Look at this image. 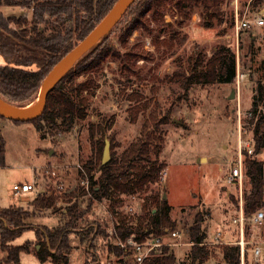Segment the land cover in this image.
I'll return each mask as SVG.
<instances>
[{"label":"rangeland","instance_id":"374dc122","mask_svg":"<svg viewBox=\"0 0 264 264\" xmlns=\"http://www.w3.org/2000/svg\"><path fill=\"white\" fill-rule=\"evenodd\" d=\"M0 9L9 15L23 11L12 6ZM259 12H264V0H218L217 5L211 4L207 9L199 3L190 8L182 7V11L168 4L161 11L159 20H152L146 14L148 19H143L146 27L133 29L123 39L120 38L121 27L109 32L106 38L122 56L133 52L137 57L133 62L123 61L125 70H122L120 60L105 61L87 116L72 131L41 138L31 122L17 123L0 117V136L4 142L0 206L23 205L28 209L27 227L12 243L20 245L25 240H33L34 226L51 227L64 222L60 208L64 210L75 200H85L86 197L77 196L66 203L63 192L64 188L74 185L75 189L80 187L74 164L82 163L90 155V122L110 121L104 126L106 135L112 137L111 158L112 152L121 155L131 141L143 136L155 118L161 120L156 131L162 142L158 157L166 162L158 188L166 194L171 206L170 225L186 230L176 240L177 244L172 245L177 260L190 264L185 259L191 243L187 230L200 211L201 225L207 227L205 242L210 244L208 246L237 243L242 238L245 259H241V264H264V242L258 243L261 249L259 262L254 260L252 252V247L257 244L254 241L264 240V224L255 228L246 220L241 236L238 226L232 222L240 197L243 207V193L249 189L247 176L241 185H229L225 181L230 165L236 159L238 138L253 139L254 119L251 121L249 111L264 62V25L239 30L236 34L234 24L236 18L241 20ZM127 17L130 19L132 15ZM218 45L229 46L235 53L234 82L194 84L183 89L180 80L172 79L175 73L187 72L193 63L190 58L195 60L198 54V57L209 58ZM238 74H244L242 79ZM35 101L36 96L17 105L28 107ZM98 137L100 134L95 135ZM253 155L264 164V147ZM51 171L56 175L52 176ZM95 173L96 177L98 172ZM41 174L52 178L59 176L64 188L59 189L53 180L46 176L44 179ZM37 175L38 188L43 187L46 194L56 197L55 211L52 208L32 210L28 204L37 192L13 193V183L32 182ZM85 201L86 204L91 202ZM99 205L91 202L89 210L77 223L76 231L100 219L99 215L103 213ZM76 231L70 234L72 249L68 264H94L92 256L85 250L87 243L80 240ZM218 231L221 234L219 241L213 242ZM32 242L34 244V240ZM3 254L0 251V257ZM97 257L99 259V255ZM214 263L213 257L203 262ZM20 264L54 263L39 261L34 254V245H31V252L20 253Z\"/></svg>","mask_w":264,"mask_h":264},{"label":"trees","instance_id":"16d2710c","mask_svg":"<svg viewBox=\"0 0 264 264\" xmlns=\"http://www.w3.org/2000/svg\"><path fill=\"white\" fill-rule=\"evenodd\" d=\"M115 1L0 0V7L12 6L23 10L20 14L9 15L0 9V56L3 59L0 62V98L14 104H24L32 100L53 64L93 28ZM199 3L207 9L211 4L217 5L218 0H134L112 30L121 27L123 31L120 38L123 39L133 29L146 27L143 23L146 14L152 20H159L161 11L168 4L182 11V7L190 8ZM130 14L132 17L129 19L127 15ZM106 37L58 81L47 95L43 112L28 121L33 124L41 138L70 132L85 120L91 97L98 85L97 77L102 73L106 60H120L122 70H125L123 61L128 59L133 62V58L137 57L133 52L122 56ZM15 40L38 48L41 57L32 54L22 56L21 46L14 42ZM198 55L195 60L190 58L193 63L187 72H178L172 77L175 81L180 80L183 89L194 84L234 82L235 53L229 46H216L211 56L206 59ZM80 76L82 78H79ZM136 108L139 110L138 106ZM263 111L264 62L250 107L251 121L254 119L253 151H244L249 189L243 193V212L247 217L264 208V164L253 155L264 147ZM107 122L108 120H102L89 123L91 152L81 164L89 176L92 196L97 199L110 197L114 202H123L130 195H135L141 201V213L135 230L141 231L146 227L149 232L163 233L164 227L174 228V225H170L171 206L167 198L163 197L164 192H160L158 188L163 169L166 167V162L158 157L162 142L156 131L161 120L153 118L151 127L143 136L131 141L121 155L116 156L115 151L112 152L110 160L101 165L105 138L112 143V137L106 135L104 125ZM96 134H100V138H95ZM3 153L4 142L0 136V164L3 163ZM95 172H98L96 177ZM82 175L78 170V176ZM83 193V188L79 187L63 192V197L67 203L70 198L81 196ZM55 198L52 194L38 189L37 195L28 205L32 210L52 208L55 211ZM85 200H75L67 204L64 210L60 208L65 217L64 222L51 227L34 226V244H31L32 240H25L20 245L12 243L27 227L25 219L28 209L18 205L0 207V251L4 253L0 257V264H20V253L31 252V245H34V254L39 261L50 260L54 264H68L72 249L70 234L76 231L77 223L82 220L92 202L91 198V202L88 201L87 204ZM111 209L115 211L112 205ZM118 215L121 234L130 233L133 230L129 224L132 216L122 212ZM202 220V213L198 211L187 230L191 243L185 259H188L190 264H203L210 257L215 259L214 264H241L242 255L238 243H216L212 244V247L208 246L210 244L205 242L207 227L201 225ZM93 223L97 224L96 230L92 226ZM76 232L80 240L87 243L85 250L92 256L94 264H99L97 255L103 252L99 243L104 234L99 220L81 226ZM173 246L162 245L152 251L142 264H183L181 260H177ZM243 258L245 259V250Z\"/></svg>","mask_w":264,"mask_h":264},{"label":"built area","instance_id":"2783aa9c","mask_svg":"<svg viewBox=\"0 0 264 264\" xmlns=\"http://www.w3.org/2000/svg\"><path fill=\"white\" fill-rule=\"evenodd\" d=\"M262 25H264V12H259L251 17H244L241 20L236 18L234 30L237 34L239 30H246L252 26L260 27ZM243 76L244 74H240V76L238 74V77H241V79ZM249 113L251 114L250 111ZM250 139L252 141H244L241 137L238 138L236 159L231 163L230 169L228 170L225 178V181L229 185H241L243 179L246 177L244 151H247V153H251L253 151V139ZM74 166H76L77 171L80 170L83 173L82 176H79V186L84 190V193L81 196L86 197V199L91 198L92 203H99V206L102 208L101 210L103 214H100V219H98L102 229L104 230V234L102 235V238H100L99 243L103 249V252L98 254L99 264H142L145 258L152 251H155L162 245L169 246L177 244L176 240L185 233L186 230L179 227H164L163 233H155L153 231L149 232L146 227L141 229V231L135 230V226L138 223V216L141 213V201L135 195H130L123 202L117 203L110 197L101 199L93 197L90 188L91 185L89 176L85 173L82 164L77 161ZM163 173L164 172H162V178L164 177ZM50 174L54 176L56 175V172L51 171ZM53 180L59 189L64 188V184L60 180L59 176L53 178ZM75 187L76 186L74 185L70 188L64 189L65 191H69L73 188L75 189ZM38 189L36 179L32 182H16L12 185V191L14 194H24L28 192L36 193ZM111 205L114 207V212L111 209ZM120 212L127 214L128 216H132L129 224L132 225L133 230L124 235L121 234V230L119 228L120 221L118 214ZM247 219L251 221L255 228H260L264 224V210L259 209L250 217L245 216L242 207V198L240 197L236 215L232 218V222L238 226L241 236H243L244 225ZM92 226L95 230L97 229L96 223H93ZM220 235L221 234L218 231L213 242H218ZM237 243L240 245L241 255L243 257L245 250L243 239L241 238V240ZM252 252L254 260L259 262L261 256L260 246H253Z\"/></svg>","mask_w":264,"mask_h":264},{"label":"water","instance_id":"95a60500","mask_svg":"<svg viewBox=\"0 0 264 264\" xmlns=\"http://www.w3.org/2000/svg\"><path fill=\"white\" fill-rule=\"evenodd\" d=\"M133 2L134 0H116L93 28L53 64L39 85L34 104L26 107L10 103L6 100L5 102L0 101V116L12 121L22 122L39 116L45 108L47 95L53 87L109 34ZM14 42L20 44V54L22 56L32 54L35 57H41V52L38 48L31 47L19 40H15ZM109 159L110 141L108 138H105L100 164H105ZM163 197H166L165 193Z\"/></svg>","mask_w":264,"mask_h":264},{"label":"crops","instance_id":"0c3cea01","mask_svg":"<svg viewBox=\"0 0 264 264\" xmlns=\"http://www.w3.org/2000/svg\"><path fill=\"white\" fill-rule=\"evenodd\" d=\"M3 61V59H2V57L0 56V62H2ZM45 176H46V178H48V180H53V178L52 177H50V176H47V175H43V174H41V177L42 178H44L45 179ZM35 179H36V181H38V179H39V175H37L36 177H35ZM54 181V180H53ZM39 189L40 190H43V189H45V188H43V187H39ZM8 206H10V205H8ZM18 206H23V205H18ZM0 207H7V206H0ZM260 238V237H259ZM33 240H35V234H34V239ZM32 240V241H33ZM255 243H257V244H255V245H258V243H260V242H264V240H261V241H254ZM254 245V246H255ZM242 260H243V257H242Z\"/></svg>","mask_w":264,"mask_h":264},{"label":"bare ground","instance_id":"6f19581e","mask_svg":"<svg viewBox=\"0 0 264 264\" xmlns=\"http://www.w3.org/2000/svg\"><path fill=\"white\" fill-rule=\"evenodd\" d=\"M0 101H1V102H5V101H3L1 98H0ZM32 103H33V102H32Z\"/></svg>","mask_w":264,"mask_h":264}]
</instances>
